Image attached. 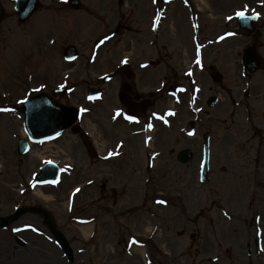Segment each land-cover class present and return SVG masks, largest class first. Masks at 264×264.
I'll use <instances>...</instances> for the list:
<instances>
[{
    "label": "rangeland",
    "instance_id": "374dc122",
    "mask_svg": "<svg viewBox=\"0 0 264 264\" xmlns=\"http://www.w3.org/2000/svg\"><path fill=\"white\" fill-rule=\"evenodd\" d=\"M0 1L8 14L0 24V186H3L0 215L24 206L48 210L76 254L83 248L84 240L76 222L94 223L96 232L90 241L95 244L90 249L96 248L91 254L92 264H110L113 249L119 261L146 264V247L141 254L135 242L156 245L155 223L161 218L164 234L174 236L178 242L173 249L175 257L186 253L183 258H195L203 243L194 241V244L189 235L176 236L175 223L180 224L179 230L181 222L193 221L198 212L206 210L219 196L223 197L224 191L237 196L229 198L232 209L240 206L245 193L238 192L241 182L233 175L240 172L242 163L235 147L255 151L262 147L264 165V64L258 73L247 77L238 55L245 46L254 44L264 58V0H201L204 4L201 12L196 10L199 0H185L191 6L192 15L188 18L186 13L183 20H188L187 24L183 25L180 18L177 26V20L173 19L178 5L171 7L168 0H124V6H119V0H81L82 8L78 12L69 9L67 0H41V8L25 24L18 21L15 0ZM155 7L170 18L158 30L151 31L147 24ZM239 12L261 16L257 27L263 32L262 38L255 39L237 28ZM161 33L165 48L159 53L153 47L157 48L155 43ZM134 36L149 40L153 47L147 48L135 40L133 57L139 56L142 62L158 59L170 67L169 70L159 68L158 79L165 72L173 74L163 80L164 86L150 95L151 102L147 104V107L155 104L150 111H160L162 122H155L148 113L144 132L133 139V130L120 120L115 126L118 138L114 140L110 114L122 106L113 95L120 90V75L126 72L122 63L138 65V59L132 56L124 59L127 54H122L129 49L126 40ZM217 38L225 40L218 43ZM69 45L77 46L80 52L79 59L73 63L64 60V49ZM198 65L205 71L199 72ZM212 65L223 77L220 84L212 80L208 70ZM105 76L115 78L99 86V100H90L88 88ZM179 80L184 85L180 93H186L183 96L176 93L174 100L170 90ZM65 87L72 88L71 105L89 110L80 120L83 134L76 136L68 132L56 142L31 145V152L19 157L17 144L24 138L23 116L16 107L34 93ZM212 95H218L220 101L216 108L210 109L207 100ZM113 103L115 107L108 109ZM172 112H175L173 118ZM153 122L156 129L148 131L147 124ZM206 132L212 136L210 185H202L198 175L202 135ZM130 146L135 147L129 150ZM186 148L193 149L194 160L181 165L176 156ZM255 153L249 155L253 162ZM47 160L58 162L62 174L51 186L36 191L34 177ZM226 172L230 175L226 176ZM258 173L264 188V167ZM103 184H106L105 191L101 190ZM219 186L224 188L222 192ZM161 199L166 202L162 203ZM238 212H245L243 205ZM218 215L216 212L215 218ZM35 221L33 214H29L18 226ZM201 224L207 226L206 222ZM16 226L0 231V236L14 234ZM235 240H226L225 247L231 248L228 252L231 258L242 237ZM131 245L135 249L132 253L129 252ZM27 254L30 258L22 264H68L62 252L49 244L43 251L30 253L27 249L18 256ZM151 258H156L154 251ZM226 260L223 264H227Z\"/></svg>",
    "mask_w": 264,
    "mask_h": 264
},
{
    "label": "water",
    "instance_id": "95a60500",
    "mask_svg": "<svg viewBox=\"0 0 264 264\" xmlns=\"http://www.w3.org/2000/svg\"><path fill=\"white\" fill-rule=\"evenodd\" d=\"M38 0H18L16 10L20 16V20L24 22L27 20L33 11L38 7ZM4 18V12L0 6V21ZM256 19L253 18H244L241 17L239 20L240 26L242 28H247L250 31L253 30L251 24ZM75 49L70 48L67 51L68 56H76ZM254 53H250L245 58L247 65V72H254L259 66L260 61L257 60ZM215 104V99H211V105ZM26 115V128L28 134L32 139H45L54 135H59L67 130L71 125L77 120L78 114L77 111L73 108L67 109L65 106L61 105L58 101L51 98L48 94H41L33 97L32 99L27 100L24 103V110ZM206 141V161L204 162V176L207 177L208 171V140L207 136L205 137ZM26 147V142L22 141L20 143V152ZM179 159L182 162H187L191 159V152L189 150L183 151L179 154ZM57 175V169L55 167L46 168L41 175L38 177L39 180L44 181L48 178H54ZM27 210L22 209L18 210L17 214L8 218L2 219L0 227H4L9 223L16 220L19 216L24 214ZM57 238L61 242L65 251L68 252L71 256V249L68 246L65 238L61 233L54 231Z\"/></svg>",
    "mask_w": 264,
    "mask_h": 264
},
{
    "label": "flooded vegetation",
    "instance_id": "af4514ba",
    "mask_svg": "<svg viewBox=\"0 0 264 264\" xmlns=\"http://www.w3.org/2000/svg\"><path fill=\"white\" fill-rule=\"evenodd\" d=\"M129 95L133 99L132 106L130 111L134 112L135 110H140L138 103L140 101V97L137 94L133 93L132 89H129ZM245 157H242L244 159ZM243 166H247V164H242ZM261 219L264 221V215L261 213ZM159 225L162 226V223L159 221ZM240 228H228V231H233L232 235L222 234V239H233L234 241L238 237H242L241 242H238V246L235 249L234 259L231 260V264H264V226L255 227L253 224V220L242 219ZM193 237V235H192ZM36 243L40 246H45L47 244V238L38 235L36 239ZM167 246H171L172 244L166 240ZM220 244V243H219ZM176 243H174V246ZM213 247L205 245L204 252L207 255L205 259H194L192 260V264H221L222 261L212 260L210 256L214 255ZM223 263V262H222ZM157 264H177V260H162L159 259Z\"/></svg>",
    "mask_w": 264,
    "mask_h": 264
},
{
    "label": "snow or ice",
    "instance_id": "6c2138e0",
    "mask_svg": "<svg viewBox=\"0 0 264 264\" xmlns=\"http://www.w3.org/2000/svg\"><path fill=\"white\" fill-rule=\"evenodd\" d=\"M237 15L243 17L244 13L243 12H239V13H237ZM128 119L129 120H133V119H135V117L129 116ZM148 127L151 128L152 125H148ZM162 203H164V202L162 201Z\"/></svg>",
    "mask_w": 264,
    "mask_h": 264
},
{
    "label": "bare ground",
    "instance_id": "6f19581e",
    "mask_svg": "<svg viewBox=\"0 0 264 264\" xmlns=\"http://www.w3.org/2000/svg\"><path fill=\"white\" fill-rule=\"evenodd\" d=\"M46 148H50V147H46ZM82 229L84 230V232H85V234H86V236L89 234V232H90V227L89 226H87V227H82ZM141 252H142V250H140Z\"/></svg>",
    "mask_w": 264,
    "mask_h": 264
}]
</instances>
